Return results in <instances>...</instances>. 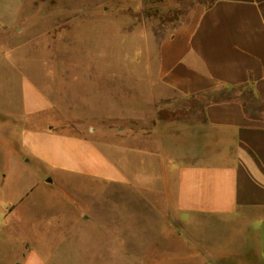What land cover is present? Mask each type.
I'll return each instance as SVG.
<instances>
[{
	"label": "crops",
	"instance_id": "1",
	"mask_svg": "<svg viewBox=\"0 0 264 264\" xmlns=\"http://www.w3.org/2000/svg\"><path fill=\"white\" fill-rule=\"evenodd\" d=\"M133 1L147 11L171 0ZM8 24L0 19V33ZM13 64L0 59V119H6L0 120V197L6 214L49 183L43 176L122 185L151 199L150 211L170 213L196 239L206 237L208 247L236 252L224 250L221 262L210 264H264V0H193L156 45L154 63L143 66L148 75L133 77L135 69L126 68L132 71L126 85L138 87L136 97L108 101L96 90L94 106L85 99L84 117L90 116L87 108L95 111L86 133L57 129L54 100ZM103 195L100 186L94 196ZM156 197L163 209L152 201ZM134 226L114 228L127 233L121 241L126 264L172 262L136 252L151 247V225ZM14 228L0 225V245L22 247L10 264H67L72 241L79 244L69 240V233L80 231L76 225H30V241L20 236L17 242ZM103 244L108 246L96 243V253Z\"/></svg>",
	"mask_w": 264,
	"mask_h": 264
},
{
	"label": "rangeland",
	"instance_id": "2",
	"mask_svg": "<svg viewBox=\"0 0 264 264\" xmlns=\"http://www.w3.org/2000/svg\"><path fill=\"white\" fill-rule=\"evenodd\" d=\"M192 1L171 0L167 4H155L156 8L149 6L145 11L134 7L133 0H0V19L9 23L0 33V51L7 52L0 55V59L15 63L22 74L34 79L54 100L57 107L52 112L57 129L86 133L94 124L95 111L87 108V116H90L84 117L85 99L88 106H94L97 91L108 101L112 96L122 101L127 96L136 97L138 87L126 85L128 77H132L128 75L132 71L126 68L130 65L135 69L133 77L148 75V66L146 70L143 66L154 63L156 45ZM197 112L201 119L200 111ZM1 136L2 133L0 141ZM43 178L49 183L41 185L35 197L26 196L18 210L6 214L2 205L5 198L0 197V225L15 227L10 233L15 242L20 236L30 241V225L40 228L76 225L80 231L69 233L73 235L69 240L79 244L72 241V261L67 264H126L121 255L125 245L121 241L126 239L127 233L114 230L118 225L119 228L121 225H151V247L137 248L136 252L140 255L148 252L152 257L166 255L172 261L167 264L220 263L224 250L229 255L236 253L230 248H216L212 243L213 249L208 247L206 237L196 239L186 224L170 213L165 217L150 211L147 201L151 199L141 196L142 192L139 194L122 185L81 183L70 178L66 181L55 176ZM13 182L8 189L14 186ZM100 186L104 193L101 200L94 196ZM146 194L152 195L147 191ZM152 201L163 209L159 197ZM17 225L22 226L21 232L17 231ZM95 225L103 228L94 230ZM83 226L91 228L82 232ZM147 236L145 233V238ZM110 240L119 241L117 249ZM212 240L215 243L219 237ZM98 242L108 245L101 246V253H96ZM18 243L0 245V264H10L20 258L22 247ZM110 249L120 252L110 254Z\"/></svg>",
	"mask_w": 264,
	"mask_h": 264
},
{
	"label": "trees",
	"instance_id": "3",
	"mask_svg": "<svg viewBox=\"0 0 264 264\" xmlns=\"http://www.w3.org/2000/svg\"><path fill=\"white\" fill-rule=\"evenodd\" d=\"M16 264H19V263H16Z\"/></svg>",
	"mask_w": 264,
	"mask_h": 264
}]
</instances>
